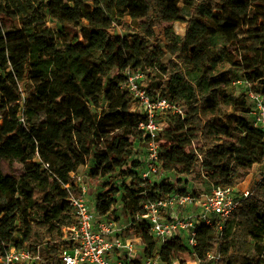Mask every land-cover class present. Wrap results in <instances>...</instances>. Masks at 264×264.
I'll list each match as a JSON object with an SVG mask.
<instances>
[{
  "label": "trees",
  "instance_id": "1",
  "mask_svg": "<svg viewBox=\"0 0 264 264\" xmlns=\"http://www.w3.org/2000/svg\"><path fill=\"white\" fill-rule=\"evenodd\" d=\"M46 12L60 31L48 25ZM3 13L19 16L20 25L7 26ZM177 22L186 24L185 35L176 32ZM115 27L132 33L138 55L128 54L124 39L112 34ZM80 35L85 43H75ZM225 61L264 94V0H0V163L24 166L21 175L0 167V251L27 248L40 256L36 264H62L65 230L76 222L70 191L80 193L71 174L94 158V178L119 172L132 179L98 194L99 213L115 216L123 190L129 230L154 253L157 243L136 216L145 214L146 202L188 192L174 184L152 187L139 176L134 156L145 117L132 110L134 98L122 87L129 68L149 70L150 94L183 112L168 110L163 117L168 128L158 141L166 142L159 154L167 172L237 188L255 166L264 169V129L249 118L250 101L223 69ZM115 69L119 74L111 77ZM26 82L34 91L22 105ZM38 112H45V122ZM217 251L224 264H264V179L223 234L216 226L202 231L197 257L204 261ZM184 252L174 241L162 257L173 264Z\"/></svg>",
  "mask_w": 264,
  "mask_h": 264
},
{
  "label": "built area",
  "instance_id": "2",
  "mask_svg": "<svg viewBox=\"0 0 264 264\" xmlns=\"http://www.w3.org/2000/svg\"><path fill=\"white\" fill-rule=\"evenodd\" d=\"M147 69L129 68L126 80L122 87L127 89L134 98L132 110L137 107L144 112V120L139 124V129L144 132L143 142L136 146L144 145L147 152L141 154L140 174L142 180L152 187L160 184H173L169 177L163 174L160 158L161 133L168 128L163 119L168 110L183 115L182 110L170 100L158 96L153 97L146 83ZM237 87L246 88L244 94L251 104L253 124L264 129V94L261 88L251 89L253 84L245 78L235 82ZM256 84H254L255 86ZM22 105L28 93L22 86ZM23 114V108H21ZM24 121L23 116H20ZM3 116L0 114V123ZM159 176L164 177L163 180ZM252 186L246 180L237 188H223L211 186L208 194L198 197L190 193L181 194L173 191L164 197L149 201L144 204L145 214L136 216L134 222L138 226H146L154 237L157 248L152 255L147 254V247L142 244V238L129 231L133 220L128 226L122 224L115 216L99 213L97 196L95 201L89 199L88 189L83 184L82 178L77 173H72L75 186L80 189L79 194L70 191L69 203L75 216V224L65 230L62 241L60 258L62 264H168L163 260L162 249L172 242H180L185 249V254L193 258L192 264H224L221 251L207 254L206 260L197 257V247L202 236V231L208 227L216 226L223 234L228 220L235 214L239 206L250 199L258 185L264 179V172ZM175 185V184H174ZM71 190V186L66 185ZM160 193V191L158 192ZM161 194V193H160ZM142 246V248H140ZM262 257H264V252ZM40 256H34L27 248L9 246L0 251V264H36ZM179 263L178 260H176ZM174 261L173 264H177Z\"/></svg>",
  "mask_w": 264,
  "mask_h": 264
},
{
  "label": "rangeland",
  "instance_id": "3",
  "mask_svg": "<svg viewBox=\"0 0 264 264\" xmlns=\"http://www.w3.org/2000/svg\"><path fill=\"white\" fill-rule=\"evenodd\" d=\"M47 14V12H46ZM3 21L5 22V24L7 26L9 25H20V20L21 18L19 16H17L16 14H8V13H3L2 16ZM128 23L131 22V19L129 17H126L125 19ZM47 23L49 26H51L52 28H54L56 31H60L61 30V26L55 22L50 16H48L47 14ZM176 32L178 34L181 35H185L187 33V26L186 24H182V23H174L173 24ZM162 33H163V27L158 28L157 29V35H161L160 37H162ZM112 34L114 35H119L124 39V44H125V48L128 52V54L130 55H138V49L137 47L133 44V40L130 37L131 36V32L127 31V30H123L122 28L119 27H115L112 31ZM75 43H85L83 41V39L81 38L80 35V39H78ZM212 44L214 46V48L220 52L223 56V58H226V50L223 47L221 41L219 40V38H214L212 39ZM161 45V44H159ZM229 53V50L228 52ZM223 69L227 72H229L231 74V78L237 82V81H242L244 79V71L240 68H236L230 64H228L226 61L223 63ZM150 73V71H147V74ZM119 74L118 70L115 69L112 72L111 77H116ZM146 84V83H145ZM148 85V84H147ZM260 88L259 84L256 83V85L253 87H251V89H258ZM23 89L26 90V92L32 93L34 91V84L31 82H26L23 84ZM238 90L239 93H244L246 88L242 85L238 86ZM136 112H144L141 108L137 107ZM39 121L41 122H45L46 121V114L45 113H41V114H36ZM250 119H252L251 116H249ZM166 142L163 140L160 144H165ZM136 154L134 156V160H138L139 157L141 156V154H146L147 150L145 148V146L142 144L139 147H137V149L135 150ZM95 160L94 158H91L88 163L87 166L85 167H81L79 169V174L82 178V182L83 184L86 185V188L88 189V194H89V199L92 201H95L96 196H98V194L100 192H102L103 190L106 189V187L112 186V185H116L118 187H123L126 184H130V182H132V179H127V178H123V176L118 175L119 172H117L114 175H108V176H103V177H97L94 178L91 175V170L95 167ZM131 164L128 167L129 169H131ZM0 167L3 171L4 174L6 175H21L24 172V166L20 163H15L14 165H9L7 162L2 161L0 163ZM263 167H257L255 169L252 170L251 173V177L248 180V186H252L254 184V182L260 178L262 175L263 171ZM140 172V170H139ZM138 176V170L134 169V173ZM163 174H165V177H169V182H171L173 180V184H175L177 186L178 189L181 190H186L188 193L194 195V196H199L200 194H208L211 191V185L208 182V180H206L203 176H200V174H196L193 176H185V175H180L177 172H167L165 169L162 172ZM161 178V180L164 179V177L159 176V179ZM171 180V181H170ZM123 189V188H122ZM122 195H124V191L121 190V194L118 196V204L117 207L115 208V217H118V220L122 222L123 225L128 226V224L130 223V220L128 218V216L125 215V213L122 210ZM132 233L131 230H129L126 235L130 236V234ZM143 245V241L142 244ZM140 248H142V246H140ZM178 261L180 264H192L193 258L189 257L187 254L182 253L180 254ZM177 262V261H176ZM178 264V262H177Z\"/></svg>",
  "mask_w": 264,
  "mask_h": 264
},
{
  "label": "crops",
  "instance_id": "4",
  "mask_svg": "<svg viewBox=\"0 0 264 264\" xmlns=\"http://www.w3.org/2000/svg\"><path fill=\"white\" fill-rule=\"evenodd\" d=\"M257 167H260V166L257 165V166L254 167V169L257 168ZM251 176H252V175H250L249 178H250ZM249 178H248L247 180H249ZM241 186H242V185H241Z\"/></svg>",
  "mask_w": 264,
  "mask_h": 264
},
{
  "label": "bare ground",
  "instance_id": "5",
  "mask_svg": "<svg viewBox=\"0 0 264 264\" xmlns=\"http://www.w3.org/2000/svg\"><path fill=\"white\" fill-rule=\"evenodd\" d=\"M45 113V112H38V114Z\"/></svg>",
  "mask_w": 264,
  "mask_h": 264
}]
</instances>
